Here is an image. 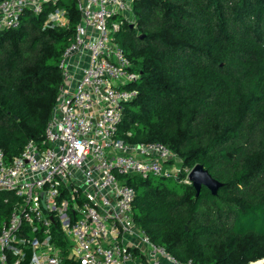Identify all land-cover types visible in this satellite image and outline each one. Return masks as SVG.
<instances>
[{"label":"trees","instance_id":"obj_1","mask_svg":"<svg viewBox=\"0 0 264 264\" xmlns=\"http://www.w3.org/2000/svg\"><path fill=\"white\" fill-rule=\"evenodd\" d=\"M57 9L66 26L46 23ZM132 15L115 40L139 72L130 85L138 95L123 105L118 135L162 142L181 159L179 180L126 178L136 224L182 261L264 264V0H135ZM79 20L76 0H57L0 30L7 160L29 140L43 146L58 62ZM197 164L218 183L214 192L180 180ZM8 195L0 191L1 214Z\"/></svg>","mask_w":264,"mask_h":264},{"label":"built area","instance_id":"obj_2","mask_svg":"<svg viewBox=\"0 0 264 264\" xmlns=\"http://www.w3.org/2000/svg\"><path fill=\"white\" fill-rule=\"evenodd\" d=\"M56 1H1L0 30ZM134 1L76 0L80 20L58 62L62 84L43 146L29 140L9 160L0 148V191L10 204L0 212V264H195L155 244L133 218L135 190L126 178L179 180L180 167L177 177L170 170L181 161L162 142L118 135L123 105L138 95L130 85L139 72L115 40ZM61 14L46 23L64 25Z\"/></svg>","mask_w":264,"mask_h":264},{"label":"water","instance_id":"obj_3","mask_svg":"<svg viewBox=\"0 0 264 264\" xmlns=\"http://www.w3.org/2000/svg\"><path fill=\"white\" fill-rule=\"evenodd\" d=\"M189 179L197 191L200 190L201 186H206L214 192L218 186V183L212 179V177L200 164H197L192 168L189 174Z\"/></svg>","mask_w":264,"mask_h":264},{"label":"rangeland","instance_id":"obj_4","mask_svg":"<svg viewBox=\"0 0 264 264\" xmlns=\"http://www.w3.org/2000/svg\"><path fill=\"white\" fill-rule=\"evenodd\" d=\"M63 18H66V22H67V16H66V14L64 15V14H61L60 15V17H59V21H63ZM66 22H64V25L66 26ZM127 23H129V24H132V23H134V19H133V15H132V17H130V20L129 21H126ZM178 168H179V166L177 165V164H174V165H172L171 166V172L172 173H174V175H176V177H177V175H178ZM193 168V167H192ZM180 180H183L184 182H186V184H190V182H188L189 180H188V178L187 177H182ZM162 181H167V180H162ZM182 181V182H183ZM173 185L175 186V187H178V185L177 184H175V183H173ZM191 185H193L192 183H191ZM254 264V263H253Z\"/></svg>","mask_w":264,"mask_h":264}]
</instances>
